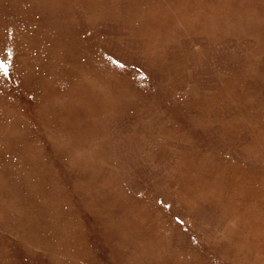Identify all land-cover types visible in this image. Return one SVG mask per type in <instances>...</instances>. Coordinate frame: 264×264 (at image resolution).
Instances as JSON below:
<instances>
[{
  "label": "rangeland",
  "instance_id": "1",
  "mask_svg": "<svg viewBox=\"0 0 264 264\" xmlns=\"http://www.w3.org/2000/svg\"><path fill=\"white\" fill-rule=\"evenodd\" d=\"M0 264H264V0H0Z\"/></svg>",
  "mask_w": 264,
  "mask_h": 264
},
{
  "label": "snow or ice",
  "instance_id": "2",
  "mask_svg": "<svg viewBox=\"0 0 264 264\" xmlns=\"http://www.w3.org/2000/svg\"><path fill=\"white\" fill-rule=\"evenodd\" d=\"M0 69H2L3 71H7V69L5 67H3V65H0Z\"/></svg>",
  "mask_w": 264,
  "mask_h": 264
}]
</instances>
